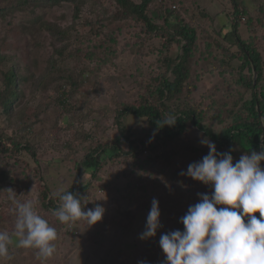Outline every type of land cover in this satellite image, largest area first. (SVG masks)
I'll return each mask as SVG.
<instances>
[{
	"label": "trees",
	"instance_id": "trees-1",
	"mask_svg": "<svg viewBox=\"0 0 264 264\" xmlns=\"http://www.w3.org/2000/svg\"><path fill=\"white\" fill-rule=\"evenodd\" d=\"M88 1L41 0V3L52 8L61 2H69L75 5L74 11L77 14L81 5L87 4ZM38 2L39 0H22L16 7L22 9L23 5L35 6ZM155 2L156 0H108L110 6L117 8L110 18L122 22L131 21L132 26L138 28V31L134 32L137 40L128 45L137 70L136 75L129 74L135 92L129 101L116 103L113 107V123L119 129L117 139L103 142L92 138L86 145L82 158L76 161L78 166L83 167L84 173H89V178L83 182L79 178L77 183L62 190L78 193L86 198L85 207L90 206L88 200L94 196V181L98 175L104 172L106 167L120 163L127 164L124 169L125 176L127 171L136 174L146 167L152 171L155 168L173 174V179L185 187L187 192L192 190L193 179L181 173L187 172L189 164L198 162L206 156L209 149L189 142L190 133L210 140L219 153L230 151L234 163L247 149L251 148L257 153L262 150L264 4L252 7L246 0H227V5L230 4L232 10L226 15L229 30L225 32L224 28L215 29L213 25L208 29L199 25L194 15L201 20L213 21V19L194 1L191 5L185 0V5L181 0H171L170 3L161 1L158 4L160 13L154 18L150 16V10H154ZM176 3L181 4L180 7H177ZM14 10V7H2L0 16L8 11L10 17H13ZM103 11L106 16V10ZM98 20L101 26L107 28L103 19ZM39 25L55 36L57 41L63 40L65 30L59 29L60 27L50 22L43 24L41 22ZM120 28L119 26L118 29ZM240 28L245 29L244 37L239 33ZM99 32L101 30L96 34L99 35ZM22 33L26 39L30 35V31L27 30ZM108 37L113 47L119 46L117 37L112 35ZM104 39L100 45L93 46V50L98 51L103 44H110ZM149 41L158 42L159 45L155 48L156 59L151 63L155 68L150 71L147 78L139 80L138 77L143 73L137 65V52L140 48L143 49L145 42ZM174 47L178 48V53L171 57ZM124 49L125 47H122L120 51L125 52ZM27 51L29 54L28 47ZM105 52V58L108 57V53L115 55V49L112 47H106ZM94 56V51H87L82 45L70 47L69 42L63 43L62 47L53 50V55L42 74L39 77L31 75L32 91L36 92L38 89L45 91L50 88L54 94L55 106L62 112L69 111L75 92L77 94L76 89L83 83L84 74L96 73V68L88 69L87 62L92 61ZM194 58L198 63L203 62L206 65V75L218 79L213 91L200 103H196L192 96L193 85L197 79V75L193 72L196 64ZM76 68L82 78L80 83L77 81ZM253 69L256 74L255 79ZM20 70L16 58L7 56L0 50V108L8 118L14 112L13 104L20 102L24 96L22 86L29 80L20 75ZM169 115L176 118V124L172 127H162L159 122ZM128 117L143 119L142 128L128 126L125 122ZM202 139L199 140L200 143ZM27 157L38 162L33 145L16 130L8 131L0 128V158L3 160L0 162V197L4 195L2 199H6V207L15 211L13 195L20 202H26V199L32 201L38 213L57 229L58 237L68 232L63 229L84 223L77 221L61 224L53 216L52 211L58 207L59 194L62 191L53 194L50 186L42 182L44 178L39 174V168L26 165ZM10 159H14V163H26L25 170L21 171V178L10 174L6 166L7 160ZM162 163L161 167L156 166ZM261 167L264 168V162L261 163ZM154 176L158 178V174ZM131 179L132 181L129 180L126 184L132 189L127 196L129 198L134 197L136 189L142 186L137 177ZM35 185L38 186V192L35 197L33 194L29 197L30 190ZM33 198L35 200H32ZM256 215L259 217V213ZM145 249L149 252L151 248L146 246ZM30 250L37 254V250ZM142 264H152V262Z\"/></svg>",
	"mask_w": 264,
	"mask_h": 264
},
{
	"label": "rangeland",
	"instance_id": "rangeland-1",
	"mask_svg": "<svg viewBox=\"0 0 264 264\" xmlns=\"http://www.w3.org/2000/svg\"><path fill=\"white\" fill-rule=\"evenodd\" d=\"M20 1L22 0H0V9L6 6L15 8L13 17H10L8 11L0 16V50L7 56L16 58L21 67L20 75L29 80L23 84L24 96L20 102L13 104L14 112L9 118L0 108V128L20 133L33 145L38 162L30 157L24 158L27 164L14 163V159L5 162L10 174L18 178H21L25 164L31 168L38 167L39 174L44 178L42 182L50 186L53 194H57L77 183L79 178L82 182L89 178V173H84L83 167L78 166L76 161L82 158L86 145L92 138L109 142L117 139L119 135V129L113 123V107L116 103L129 101L135 92L129 74L136 75L137 70L128 45L137 40L134 32L138 31V28L132 26L131 21L122 22L110 18L117 8L110 6L108 0H89L87 4L81 5L77 14L74 11L75 5L69 2H61L48 8L39 0L35 6L23 5L22 9H17ZM161 1L171 2L156 0L154 10H150V16L156 18L160 13L158 4ZM181 1L185 5L184 0ZM192 1L202 6L213 19L201 20L194 15L199 25L207 29L213 25L215 29L224 27V31L229 30L226 15L232 8L230 4L227 5V0H185L189 5ZM246 1L252 7L264 4V0ZM176 5L180 7L181 4ZM103 9L106 10V16ZM98 19H103L107 28L101 26ZM41 22H50L65 30L63 40L57 41L55 36L39 25ZM86 22H92L94 25ZM24 30L30 31L27 39L22 33ZM99 30L101 32L97 35ZM244 30H239L242 37L245 36ZM108 35L117 37L119 46L113 47ZM103 39L108 40L112 46L105 43L100 50H93V46L103 43ZM65 42H69L70 47L82 45L87 51H94L92 61L87 62L88 69L96 68V73L84 74L83 83L76 89L77 94L75 92L69 111L62 112L55 106L54 94L50 88L45 91L38 89L35 92L30 84L33 80L31 75L39 77L49 63L53 50L62 47ZM158 46L155 41L145 42L143 49L140 48L137 52V65L143 73L142 76L138 75L139 80L147 78L155 68L151 63L156 59L155 48ZM106 47L115 49V55L108 53L105 58ZM122 47H125V52L120 51ZM137 50L138 48L135 49ZM177 53L178 48L174 47L171 57ZM194 60L196 64L193 72L197 79L193 85L192 96L196 103H200L213 91L218 79L206 75V65L203 62L198 63L196 58ZM76 73L80 83L82 78L77 68ZM125 122L128 126L142 128L144 120L128 117ZM202 138L190 133L188 141L197 146H204L199 142ZM2 161L0 158V162ZM162 165L163 163L156 164L158 167ZM126 166L127 164L122 163L110 165L94 181V196L90 197V206L86 208H93L96 204L103 206L105 214L100 222L92 226L84 222L63 229L68 232L58 237L55 241L56 252L46 261H41L30 249L13 245L9 249L10 258H0V264H58V261L60 264H165V256L159 244L161 235L175 230L183 231L181 218L191 205L199 202L200 194L211 195L212 188L193 180V189L187 192L185 187L173 179L170 172L155 168L152 171L146 167L136 174L127 171L125 176ZM154 174H158V178H155ZM132 177H137L142 186L136 189L134 197L129 198L127 196L132 189L126 184L129 180L132 181ZM37 187L35 185L30 190L29 197L31 194L36 196ZM2 198L0 197V231H8L11 234L14 231L16 212L6 207V199ZM127 199L129 203L125 202ZM153 199L159 204L162 227L154 238L141 240L140 234L145 230ZM146 246L151 248L149 252L146 251Z\"/></svg>",
	"mask_w": 264,
	"mask_h": 264
},
{
	"label": "clouds",
	"instance_id": "clouds-1",
	"mask_svg": "<svg viewBox=\"0 0 264 264\" xmlns=\"http://www.w3.org/2000/svg\"><path fill=\"white\" fill-rule=\"evenodd\" d=\"M261 119L264 123V117ZM176 121L169 115L159 124L172 127ZM201 144L209 153L189 164L187 172L181 174L210 186L212 193L200 194L199 202L188 208L180 220L183 231L161 235L159 244L165 264H264V144L259 153L247 149L235 163L230 151L217 152L207 138ZM12 199L16 212L14 231H0V258H10L13 245L37 250L41 261L52 258L57 229L38 213L32 201L20 202L15 195ZM84 200L78 193L62 191L52 214L61 224L84 221L95 225L102 220L105 208L100 204L86 208ZM160 216L158 201L153 199L141 240L156 236L162 227Z\"/></svg>",
	"mask_w": 264,
	"mask_h": 264
},
{
	"label": "water",
	"instance_id": "water-1",
	"mask_svg": "<svg viewBox=\"0 0 264 264\" xmlns=\"http://www.w3.org/2000/svg\"><path fill=\"white\" fill-rule=\"evenodd\" d=\"M253 76H254V79H255L256 74H255L254 69H253ZM263 136H264V130H263Z\"/></svg>",
	"mask_w": 264,
	"mask_h": 264
},
{
	"label": "crops",
	"instance_id": "crops-1",
	"mask_svg": "<svg viewBox=\"0 0 264 264\" xmlns=\"http://www.w3.org/2000/svg\"><path fill=\"white\" fill-rule=\"evenodd\" d=\"M221 28H224V27H221ZM227 31H228V29L225 32H227Z\"/></svg>",
	"mask_w": 264,
	"mask_h": 264
}]
</instances>
